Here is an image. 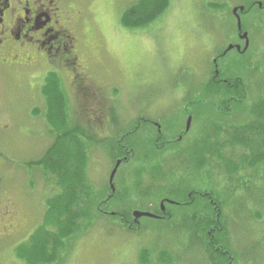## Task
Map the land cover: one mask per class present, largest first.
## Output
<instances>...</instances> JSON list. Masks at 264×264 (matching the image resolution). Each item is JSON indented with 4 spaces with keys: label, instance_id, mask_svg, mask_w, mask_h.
Here are the masks:
<instances>
[{
    "label": "rangeland",
    "instance_id": "rangeland-1",
    "mask_svg": "<svg viewBox=\"0 0 264 264\" xmlns=\"http://www.w3.org/2000/svg\"><path fill=\"white\" fill-rule=\"evenodd\" d=\"M137 1L140 0L86 2L80 39L83 54L90 62V95H75L70 80L64 83L71 115L75 120L82 119L96 140L89 152L87 178L94 194L104 192V198L111 195L107 188L115 166V156L109 145L118 144L123 133L138 126L139 134L132 140L133 144H142L149 149L147 136L152 137L157 130L151 128L152 122L158 123L166 140H170L171 134L175 133L174 125L182 124L185 128L187 123L188 126L187 114L193 115L191 129L194 135L199 133L200 116L219 118L217 114L220 112L216 110L219 107L211 110L207 106L208 94L202 89L211 78L216 60L220 68H225L227 79L246 78L250 87L252 80L257 88L264 86V76L258 75L264 71V0H170L169 9L157 22L141 30L129 31L121 25L120 19L126 8ZM251 6L254 8L249 14L239 17L250 43L245 54H240L245 39L239 40V24L234 12ZM236 13L238 15L239 11ZM236 45L241 47L240 52L230 50L231 47L238 48ZM223 51L224 54L228 52L226 57L218 60ZM38 74L34 73L30 78L14 76L2 82V88L5 86L4 90L12 99L22 97L19 114L25 124L22 123L20 128L25 130L23 138L5 144L7 151L0 149L3 153L0 165L9 166L6 171L10 187L22 196V202L17 203L21 210L20 220L28 215L30 223L27 234L20 236L14 244L0 241V264H24L15 260V249L18 243L28 240L34 226L41 224L46 200L59 191L54 184L56 181L52 180L54 178H45L41 169L28 165L40 160L53 142L43 113L31 112L28 102V82ZM30 83L35 89L36 82L30 80ZM39 96L43 99L41 92ZM247 96L242 105L233 103L231 108L234 110L227 119L228 123L236 125L238 121L234 117L238 109L251 106L258 94ZM199 100L200 104H195ZM36 107L40 108V103ZM88 122L92 126L89 127ZM164 124L169 129H165ZM201 128L202 132L203 125ZM133 150L137 153V145ZM172 152V149L165 152L162 159H171ZM168 164L171 163L168 161ZM141 166L132 159L120 167L113 186L115 193H121L126 199L111 202L107 208H102L104 213H97L95 209L94 216L82 221V229L67 242L60 259L54 264H143L141 252L144 250L153 254L147 261L153 264H158L157 252L163 250L172 255L164 257L170 264H212L201 248L202 236L186 220L174 218L172 222H165L143 218L130 231L120 218L113 216L122 214L125 208L128 210V203L132 205V216L135 210L143 213L154 208L153 201L150 198L142 200L134 188V168L146 169L149 165L144 163ZM261 169L247 168L239 172L233 182L224 174L223 168L212 170L214 177L210 183L217 191L216 198L227 203L222 215L231 233H221L220 237L233 252L228 261L222 253H216L217 264H264V169ZM149 171L146 169L141 176L142 189L152 183ZM165 173L167 175L166 168ZM239 181L243 186L237 190ZM31 184L36 188L32 189ZM188 184L194 185L193 180H186L182 187ZM234 190L237 191L230 194ZM20 220L13 222L19 225ZM131 221L135 222V219Z\"/></svg>",
    "mask_w": 264,
    "mask_h": 264
},
{
    "label": "trees",
    "instance_id": "trees-1",
    "mask_svg": "<svg viewBox=\"0 0 264 264\" xmlns=\"http://www.w3.org/2000/svg\"><path fill=\"white\" fill-rule=\"evenodd\" d=\"M170 3V0L137 1L126 8L120 19L121 25L129 31L147 28L162 17L169 9ZM212 6L218 7L219 5L212 4ZM253 8L252 6L246 7L244 12L239 13V16L249 14ZM242 31L244 32L243 29ZM237 33L239 34V31ZM222 55H219L217 59L226 57ZM213 69L210 80L202 86V89H205L204 91L208 94L206 96L209 101L207 106L211 110L219 107L216 110L220 112L217 114L220 116L217 118L213 115L214 119L205 115L202 116L203 119L200 116L202 122L199 123L197 135L192 133V129L189 134H183L185 128L182 124L172 127L175 133L171 134L170 140H166V135L156 133V130L152 137L147 136L149 149L142 144L139 146L135 144L137 153H134L133 143L135 142L132 140L137 139L135 137L139 134L137 131L140 129L137 126L121 135L119 145L116 143L109 147L115 156L113 161L115 166L118 161L122 162V166L130 163L132 159L140 166L144 163L149 165L146 169L150 170L152 183L145 189L141 188V176H144L146 169L141 166L133 170L135 191L139 193L142 200L150 198L155 205L154 208L150 207L145 211L161 217L153 220L172 222L174 218H180V220L191 223L194 226L193 230L202 236L201 248L207 260H211L212 264H217L216 253H222L224 259L228 261L233 256V252L226 245V241L220 237L221 233L229 234L230 228L226 225V219L222 215L223 207L227 203L225 200L221 203L216 198L217 191L210 183L214 177L212 170L223 168L226 172L224 174L229 176L230 181L233 182L235 176L247 168L256 171L261 167V170L264 169V86L259 89L252 84V80L250 87L246 78L227 79L225 68H220L218 62L213 64ZM217 70L219 74H216ZM257 72L259 69L253 72V76ZM258 75L264 76V71H260ZM74 93L78 96L90 95L87 91L76 92L75 90ZM254 93L258 96L251 106L238 109L239 112L234 117L238 121L236 125L228 123L227 119L232 116L234 110L231 108L233 103L242 105L245 102L244 99L248 97L247 94L254 95ZM41 95L44 108L36 109L34 114L43 113L53 142L40 160L29 162L28 165L33 169H41L45 178H54L52 180L56 181L54 184L60 192H56L55 196L46 200V210L43 213L41 224L34 226L33 233L27 241L17 245L15 260L24 264L56 263L65 250L67 242L82 229V221L92 218L95 209L97 213H104L102 208H107L111 202L126 199L121 193L116 194V190L113 192L111 186L107 188L111 195L106 198H104L106 196L103 195L104 192L94 194L90 187L87 178L89 152L96 140L85 128L82 119L75 120L71 115L70 99L61 77L50 73L41 89ZM195 104L199 105L200 100ZM88 124L89 127L92 126L91 122ZM152 125L153 123L150 124L151 128ZM165 129H169L168 125H165ZM180 137L182 140H179ZM170 149L173 152L169 156L173 157L168 160L171 164H168V161L162 157ZM186 180H193L196 185L188 184L182 187ZM201 181L202 185H200ZM237 183L240 187L236 189H242L243 184L240 181ZM31 185L32 189L36 188L35 184ZM195 186L201 191V205L195 202V194L193 198L188 197L189 193L196 191ZM237 190L231 191L230 194ZM153 192L156 194L152 195ZM197 196L200 199L199 195ZM166 199L179 203V205L165 204L166 209L171 213L169 219L162 218L164 214L160 207V203ZM128 207V210L127 208L122 210V214L116 213L113 216L120 218L123 225L131 231L136 224L131 221L133 218L132 205L128 203ZM258 217L261 218V216ZM170 255L171 253L166 250L157 252L158 264H170L165 262L164 258ZM150 256L152 257L153 254L146 250L141 252L143 264H153L151 261L147 262Z\"/></svg>",
    "mask_w": 264,
    "mask_h": 264
},
{
    "label": "flooded vegetation",
    "instance_id": "flooded-vegetation-1",
    "mask_svg": "<svg viewBox=\"0 0 264 264\" xmlns=\"http://www.w3.org/2000/svg\"><path fill=\"white\" fill-rule=\"evenodd\" d=\"M87 1L0 0V149H6L5 144L12 139L23 138L25 130L20 128L24 123L19 114L22 97L12 99L11 94L4 90L5 86L2 88V82L14 76L30 78L39 72L30 79L36 82L35 89L30 80L27 85L30 90L28 102L33 113L44 106L39 94L50 73L60 76L63 83L69 79L70 87L76 92H90V62L83 54L84 46L80 39ZM38 103L40 108L36 107ZM187 116L192 120L191 115ZM152 126L158 134H163L156 123ZM190 131L191 126L186 124L183 134ZM8 167L6 164L0 165V241L14 244L20 236L27 234L30 216L26 215L20 220L21 210L17 203L22 202V196L10 187L6 171ZM194 188L196 191L189 193L188 197L193 198L195 194V202L201 205V191L197 190V186ZM163 214L162 218H170L171 213L167 209ZM14 220L21 223L15 225Z\"/></svg>",
    "mask_w": 264,
    "mask_h": 264
},
{
    "label": "water",
    "instance_id": "water-1",
    "mask_svg": "<svg viewBox=\"0 0 264 264\" xmlns=\"http://www.w3.org/2000/svg\"><path fill=\"white\" fill-rule=\"evenodd\" d=\"M237 11L243 12L244 11V8L236 9L235 12H234L235 15H237V13H236ZM237 18H238V24H239L238 29H239V31H241L242 28H241L240 18H239L238 15H237ZM242 39H245L247 41L246 42V48L244 50V51H246L248 49V46H249V41L247 40L248 39V36L247 35H244L242 37ZM232 49H234V48L231 47L230 50H232ZM237 50L239 51L240 50V47H238ZM190 123H191V120H189V122H188V127L190 126ZM121 163H122L121 161H118L116 163V166L113 169L112 174H111V177H110L111 178L110 179V186H111L113 192L115 191L114 186H113V181H114V178H115V176H116V174H117V172H118V170H119V168L121 166ZM162 210L164 211V204H162ZM133 215H134V218H135V222L136 223H138L139 219H141L143 217H146V218H157L155 215H153L151 213H145V212L142 213V212H138V211L134 212Z\"/></svg>",
    "mask_w": 264,
    "mask_h": 264
}]
</instances>
